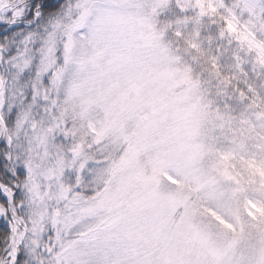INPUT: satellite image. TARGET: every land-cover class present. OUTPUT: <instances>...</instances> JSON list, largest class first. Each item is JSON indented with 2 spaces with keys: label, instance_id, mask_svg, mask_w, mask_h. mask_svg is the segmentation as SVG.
<instances>
[{
  "label": "snow or ice",
  "instance_id": "1",
  "mask_svg": "<svg viewBox=\"0 0 264 264\" xmlns=\"http://www.w3.org/2000/svg\"><path fill=\"white\" fill-rule=\"evenodd\" d=\"M0 264H264V0H0Z\"/></svg>",
  "mask_w": 264,
  "mask_h": 264
}]
</instances>
